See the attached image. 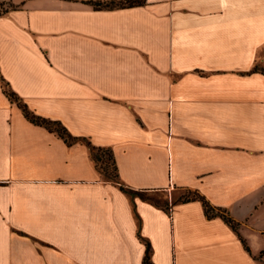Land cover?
Masks as SVG:
<instances>
[{
  "label": "crops",
  "instance_id": "obj_1",
  "mask_svg": "<svg viewBox=\"0 0 264 264\" xmlns=\"http://www.w3.org/2000/svg\"><path fill=\"white\" fill-rule=\"evenodd\" d=\"M90 1L0 0V264H264V0Z\"/></svg>",
  "mask_w": 264,
  "mask_h": 264
},
{
  "label": "trees",
  "instance_id": "obj_2",
  "mask_svg": "<svg viewBox=\"0 0 264 264\" xmlns=\"http://www.w3.org/2000/svg\"><path fill=\"white\" fill-rule=\"evenodd\" d=\"M142 2H143V0H106V1L97 0V1H90L89 3H91L96 8H114V7H123V6L139 5ZM4 92L10 98V100L16 101V97H15V95L12 92H9V91H6V90H4ZM17 105H19V107L22 109L24 115L30 121H32L34 123H37V124L44 125L45 127H47L50 130H54L55 132H57V134L59 136H61L62 138H64V140L67 143H71L72 141L78 140V138H76V137H71L67 133L66 129L59 122L47 120L45 118H42L40 116H37V115L33 114L32 112H30L27 109V107L25 106V104H23L21 102H17ZM97 150H100V148H98ZM108 156H109V158H111L110 157L111 156L110 154H108ZM95 158L99 159L97 153H95ZM100 169L103 170L104 172L106 171V167H101L100 166ZM112 169L114 171V177H116V173H115L116 168H115V166H113ZM120 189L123 190L124 192L130 194L131 196H138V197H140L142 199H147V200L153 201L149 196L145 195L142 190H132V189H128V188H125L123 185H120ZM187 193L189 195L187 197L181 198L180 200L187 201V200L198 199V200L202 201L203 206H204V209H205V213L207 214V216L211 217V216H214V215H219L227 223H229L233 229H236L237 223L234 222L228 216L226 210L211 206L203 198V196H201L200 194H198L196 191H190V190H188ZM153 203H155L156 205H158L155 201H153ZM159 206L162 207L165 210L168 209L167 205H164V206L163 205H159ZM262 253H264V251ZM142 264H153L151 262V260H150V244H149L148 241H145V253H144V256H143Z\"/></svg>",
  "mask_w": 264,
  "mask_h": 264
},
{
  "label": "rangeland",
  "instance_id": "obj_3",
  "mask_svg": "<svg viewBox=\"0 0 264 264\" xmlns=\"http://www.w3.org/2000/svg\"><path fill=\"white\" fill-rule=\"evenodd\" d=\"M102 157H103L102 158L103 161L99 162L100 166L106 167L105 172L103 170H101V172L103 173V178L114 180V171L112 169L113 163H112L111 159L109 158L107 153H103ZM172 193H174L175 195H178L180 199L187 197L189 195L186 191H182V190H178V189L172 191ZM144 194L149 196L158 205L164 206V205H167L169 203L168 198H169L170 192H168V191L144 192Z\"/></svg>",
  "mask_w": 264,
  "mask_h": 264
}]
</instances>
